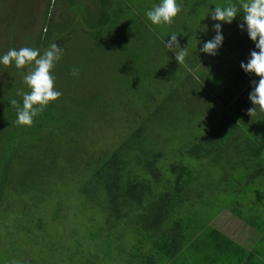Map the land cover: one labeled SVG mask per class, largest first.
<instances>
[{
    "label": "trees",
    "instance_id": "trees-1",
    "mask_svg": "<svg viewBox=\"0 0 264 264\" xmlns=\"http://www.w3.org/2000/svg\"><path fill=\"white\" fill-rule=\"evenodd\" d=\"M84 2L85 13L75 14L78 22L63 29L54 30L63 7L57 16L54 8L52 22L48 2H42V12L35 17L38 31L21 28L24 47L43 53L56 43L63 50L52 72L62 95L30 127L15 122L17 108L22 107L18 92L29 91L23 82L28 69L0 64V200L2 194L10 198L5 205L0 201V210L7 209L19 191L38 202L60 199L54 182L61 186L70 179L75 205L61 201L59 206L64 204L66 210L52 219L74 240L67 246L65 263L72 264L75 255L83 263L86 258V264H156L152 248L141 246L170 211V199L187 185L206 191L207 180L215 189L237 178L239 187L248 190L244 185H252L257 194L242 191L237 197L242 204L247 200L240 217L259 232L256 258L264 262V208L256 201L264 196V113L257 110L251 117L247 112L253 107L249 93L254 74L238 64L227 68L225 59L212 70L206 61L209 55L200 51L206 0H177L182 10L171 25H153L146 17L160 0ZM229 3L239 5V0H221L219 6ZM5 13L6 25L12 13ZM228 26L236 35L228 47L236 48L240 65L247 63L254 42L236 20ZM188 33H196L198 39L195 35L185 44ZM172 34L187 49L184 64L165 47ZM0 35L3 38L4 30ZM8 37L12 32L5 37V48L0 45V56L17 49L20 38L8 42ZM93 64L95 79H100L90 85L68 76L74 67L88 71ZM12 99L18 106L10 103ZM173 109L178 117L169 116ZM181 117L183 128L169 122ZM97 122H108L107 131L94 135L91 125ZM53 170L57 172L50 173ZM246 173L251 174L247 182L242 180Z\"/></svg>",
    "mask_w": 264,
    "mask_h": 264
},
{
    "label": "rangeland",
    "instance_id": "rangeland-1",
    "mask_svg": "<svg viewBox=\"0 0 264 264\" xmlns=\"http://www.w3.org/2000/svg\"><path fill=\"white\" fill-rule=\"evenodd\" d=\"M54 1L0 0V29L4 30L5 34L2 36L3 38L0 35L1 48H5V37L9 33L12 32V37H8V42L11 38L22 37L24 31L21 28H24V25L29 28L34 27V31H38V21L35 17L42 12V2L49 3V20H52V22L56 21V19H53L54 8L55 16H57L58 8L61 11L63 7L62 19L58 27L54 29L56 31L63 29L68 24L75 22V20L78 22L79 17L75 16V14L85 13L84 0H57V2H60L56 5ZM206 2L208 4L202 15L203 20L221 23V33L224 37L222 44L227 46L230 57H232H229L230 60L227 66L230 67L227 68H231L232 65L234 67L237 64L240 67L239 62L242 57H239L236 48H232L230 51L228 47L229 41L235 38L236 35L232 33L233 30L231 28H227V25L232 24L235 20L239 24L242 23L243 13H238L231 23L213 21L208 9L211 10L219 6L221 0H206ZM6 11L11 12L12 17L9 20L11 22L5 25L2 20L8 17L5 13ZM183 39L185 40L184 43L188 44L189 41L194 39L193 33L186 34ZM15 43L17 49H20L24 47L22 44H25V40L20 38ZM217 56L219 55H209L206 59L209 67L212 66L213 61L212 70L216 69V65L220 66L218 63L223 62L220 59L216 60ZM220 56L226 57L223 53ZM243 57L246 58V56ZM96 66V64H93L87 67L88 71L79 72L78 78L81 84L88 83L90 85L89 82L94 83L97 79H100H95L97 76ZM222 66L225 67L224 65ZM225 68H223V72ZM68 76L71 77L72 73H69ZM255 78L258 82L257 79L259 77L255 76L253 80ZM67 79L71 81V78ZM178 114L177 110L173 109L169 116L178 117ZM184 118H170L169 122L175 128H183ZM91 128L94 131V135H97L100 130L103 132L107 131L108 122H97L91 125ZM61 135L64 134L61 133ZM71 137L76 140L79 138L73 133H71ZM2 166L3 164L0 165V169H2ZM53 172H57V170H53L50 173ZM250 178V173L242 174L243 181L247 182ZM212 179L214 184L219 183L215 176H212ZM200 180L203 179L200 178ZM210 181L207 180L204 185L206 191H201L199 187L197 191L196 186L187 185L179 191L175 198H171L170 211L161 219L157 229L153 230L147 240L142 242L141 248L143 250L152 248L156 256V264H182L180 262L181 258H183V264H201L202 261L206 262L211 257L213 258H211L210 264H264L263 261L256 260L257 251L259 250L258 238L249 236L246 233L245 223L241 218L242 210L240 208L242 209L245 206L247 200L242 204L237 197V194L239 195L242 191L254 194V186L246 184L244 186L249 187V189L246 190L244 187L242 189L237 185L238 179L234 178L232 181L220 182L221 186L219 188L216 186L215 189H212L213 186L209 187ZM72 186L70 179H65L61 186H58L55 181L52 188L61 198L58 199L53 196L39 202L21 191L13 194L9 207L7 209L2 207L4 209L0 210V264H71L65 263L63 259L64 256H68V244H71L74 240L68 239L67 233L62 231L59 225L55 226L56 222L52 219H57L54 217L55 215L62 216L66 210L64 204L59 206L61 201L70 202L69 206L75 205L76 195L74 188H71ZM9 200L8 195L6 197L5 194H2L0 200L2 205L7 204ZM258 200L261 201L260 204L263 203L262 208H264V196L259 199L256 198V201ZM141 203H143V200L136 204L139 205ZM215 238L219 240L224 238L225 243L220 247H216L217 243L215 240L213 241ZM124 239H126V235ZM126 241L129 240L126 239ZM167 251L171 252L168 257ZM72 256L74 260L72 264L83 263L80 262V256L76 258L75 255ZM260 258L262 259L261 256ZM192 259H195V261L192 262ZM130 262L128 261L129 264ZM86 263L87 260L85 258V263L83 264Z\"/></svg>",
    "mask_w": 264,
    "mask_h": 264
},
{
    "label": "clouds",
    "instance_id": "clouds-1",
    "mask_svg": "<svg viewBox=\"0 0 264 264\" xmlns=\"http://www.w3.org/2000/svg\"><path fill=\"white\" fill-rule=\"evenodd\" d=\"M181 6L177 0H160V2L146 11V17L153 25H171L175 17L181 12ZM242 12V23L239 27L246 30L249 38L254 42L255 49L251 51L247 63L241 62V68L249 74L259 77L258 82L252 81L253 89L249 93V99L253 107L247 110L249 116L259 112L264 113V0H239V5L229 3L224 7L216 6L211 11L213 21L231 23L238 13ZM213 29L216 35L205 42L200 51L215 56L222 45L223 35L221 23H215ZM170 40H166L165 47L175 52L178 64H184L187 49L181 48L177 34H172ZM179 48V51L176 49ZM62 49L56 43H52L43 53L39 49L21 47L9 49L0 56V64L14 66L17 69H28L23 76V82L29 89L28 92H18L22 95V107L18 106L16 99L10 103L17 108L16 124L18 126H31L34 118L44 111L53 101H56L62 93L55 89V76L52 74L56 63L62 57ZM72 75H79V68L72 69Z\"/></svg>",
    "mask_w": 264,
    "mask_h": 264
},
{
    "label": "crops",
    "instance_id": "crops-1",
    "mask_svg": "<svg viewBox=\"0 0 264 264\" xmlns=\"http://www.w3.org/2000/svg\"><path fill=\"white\" fill-rule=\"evenodd\" d=\"M210 21H208V20H204L203 21V24H201V25H199V29H200V31H201V33L198 35L199 36V39L201 40V41H203V43H202V45L205 43V42H207V41H209V40H211V39H213L214 38V36L216 35V32H215V30L213 29V27L211 26V24L209 23ZM215 24V23H214ZM227 28L228 29H232V27H229L228 25H227ZM209 29V30H208ZM199 33V32H198ZM204 35V37L203 38H200V36H202V35ZM196 35V33H194L193 34V36H195ZM196 37V39H198V37H197V35L195 36ZM203 47V46H202ZM220 48L222 49V51L220 50ZM230 49V48H229ZM221 51V52H220ZM230 51H231V49H230ZM229 52V50H228V48H227V46H225V45H221L219 48H218V50H217V54L219 55V56H217V58H216V60H218V59H220V60H226L227 61V63H229V60H230V52ZM224 54V55H226V57H221L220 56V54ZM206 55H208V54H206ZM212 65H213V61H212ZM245 223V222H244ZM245 231H246V233L249 235V236H253V237H256V238H259V236H260V234H259V232L256 230V229H254L253 227H250V226H248V225H245ZM214 241V240H213ZM217 244H216V247H220L221 245H223L224 243L222 242V244H220V242H216ZM199 257V256H198ZM211 258H213V257H211ZM211 258L210 259H208L206 262H204V261H202L201 262V260H200V258H199V260H200V262H201V264L203 263V264H210L211 263ZM256 260H257V258H256ZM195 261V259H192V262H194ZM180 262L183 264V258H181V260H180ZM213 264H215V263H213Z\"/></svg>",
    "mask_w": 264,
    "mask_h": 264
}]
</instances>
